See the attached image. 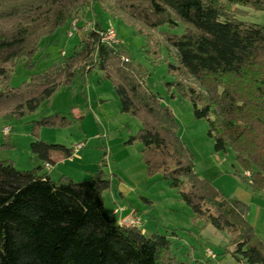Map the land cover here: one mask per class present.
I'll return each mask as SVG.
<instances>
[{
	"label": "trees",
	"instance_id": "obj_1",
	"mask_svg": "<svg viewBox=\"0 0 264 264\" xmlns=\"http://www.w3.org/2000/svg\"><path fill=\"white\" fill-rule=\"evenodd\" d=\"M96 6L114 18L126 13L164 36L172 51L167 70L175 77L167 89L191 102L196 118L208 123L215 151L233 149L252 188L264 192V22L248 20L250 12H264V0H0V115L24 117L61 87L102 72L121 112L140 121L128 144L140 142L148 173L161 174L197 219L228 234L238 261L264 264V243L247 220L248 207L196 173L173 111L159 93L128 81L117 45L102 40L101 21L60 61L11 87L21 60L28 69L36 66L44 38L67 29L77 9ZM155 43L157 51L147 53L160 58L164 44ZM71 123L60 113L34 121L31 151L41 163L33 169L0 160V264H186L167 234L147 236L140 226L113 223L103 200L112 182L102 169L88 181L54 180L44 171L43 164L54 166L75 149L41 141L39 130Z\"/></svg>",
	"mask_w": 264,
	"mask_h": 264
},
{
	"label": "rangeland",
	"instance_id": "obj_2",
	"mask_svg": "<svg viewBox=\"0 0 264 264\" xmlns=\"http://www.w3.org/2000/svg\"><path fill=\"white\" fill-rule=\"evenodd\" d=\"M75 13V20L71 22L78 23L75 36H68L70 24L67 29H59L53 36L44 38L33 60L36 66L28 69L25 67L28 62L21 60L12 75L11 87H21L32 74L60 61L69 50L84 41V36L97 21L103 23V30L112 27L119 41L118 53L128 67V81L142 92L151 90L162 96L163 103L173 111L180 138L194 155L196 173L210 181L227 198L240 200L248 207L247 220L264 243V193L255 191L249 184L233 149L215 151L208 123L205 119L196 118L191 102L167 89L166 84L174 81L175 77L167 70L166 60L172 61L169 58L172 51L168 52L164 36L149 30L126 13L118 12L114 18L100 6H96L94 11L77 9ZM248 20L263 23L264 12H250ZM158 39L164 44L160 58L147 53L149 49L157 51L155 42ZM154 58L160 60L155 62ZM57 113L65 115L72 123L63 128H43L39 130L38 139L75 149L76 157L80 153L84 158L83 162L75 161L73 165H55L49 172L54 180L65 175L76 181H88L102 169L112 182L111 188L104 192L103 200L114 224H120L130 212L136 211L142 222V232L147 236L156 232L167 234L173 241L174 254L186 264H250L240 262L232 255L234 247L229 244L228 234L195 217L191 208L182 201L178 189L172 188L161 174L152 176L148 173L140 142L128 144L130 137L138 133L140 121L121 112L112 82L103 78V73L98 70L86 80L76 79L73 85L61 87L50 102H43L31 114L21 118L1 114L0 160H13L18 170H31L38 166L41 162L31 151V143L35 140L33 123ZM6 127L9 128L8 134L4 132ZM81 143L84 144L83 150H77L76 146ZM92 167H96L95 171L89 175L86 171ZM87 174L88 178L85 177ZM121 208H126L127 212L113 215ZM210 249L215 252L216 259L207 255Z\"/></svg>",
	"mask_w": 264,
	"mask_h": 264
},
{
	"label": "built area",
	"instance_id": "obj_3",
	"mask_svg": "<svg viewBox=\"0 0 264 264\" xmlns=\"http://www.w3.org/2000/svg\"><path fill=\"white\" fill-rule=\"evenodd\" d=\"M77 28H78L77 27V24L76 23H73L72 26H71V30H70V33H69L68 36L69 37H74L75 34H76V32H77V30H78ZM101 37H102L103 42L106 43V44H108V45H110V46L119 44V41H118V39L116 37V31L112 27L107 28L105 31H102L101 32ZM126 61H128V60H126ZM4 132L6 134H8L9 133V128L6 127L4 129ZM83 147H84V144L81 143V144H78L76 146V149L77 150H80ZM48 166L49 165H47V167ZM245 176L250 180V183H252L251 182V179H250V177H251L250 173L247 172ZM118 211L119 210H115L113 212V214H117ZM126 225L141 226L142 225V222H141V219L139 217H133L132 219H127L126 220ZM207 255L210 258H212V259H216V257H217L216 254H215V252L213 250H211V249L208 250Z\"/></svg>",
	"mask_w": 264,
	"mask_h": 264
},
{
	"label": "crops",
	"instance_id": "obj_4",
	"mask_svg": "<svg viewBox=\"0 0 264 264\" xmlns=\"http://www.w3.org/2000/svg\"><path fill=\"white\" fill-rule=\"evenodd\" d=\"M81 150H83V149H81ZM77 152V151H76ZM77 154V153H76ZM75 156V157H74ZM77 158V159H76ZM83 158L84 157H81V154L80 153H78V155H77V157H76V155L74 154L71 158H67V159H61V160H59V162L57 163L58 165H64V166H67L69 163L71 164L72 163V165L73 164H75V161H79V162H83ZM74 162V163H73ZM56 164V165H57ZM44 165V171L46 172V173H48L49 175H50V171L54 168V166H46L45 164H43ZM96 167H92V168H89L90 169V171H92V172H88V171H86L87 173H89V175L91 174V173H94V169H95ZM246 173L247 172H245V175H246ZM61 177V176H60ZM85 177L86 178H88V174L87 175H85ZM245 178L248 180V182H249V184H250V180L245 176ZM206 179V178H205ZM251 185V184H250ZM264 193V192H263ZM127 212V209L126 208H121V209H119V211H118V213L117 214H113V215H115V216H118V215H123V214H125ZM133 217H140L138 214H137V212L136 211H133V212H130L129 213V215L127 216V218H125L121 223H120V225H126V220L127 219H132ZM141 227V226H140Z\"/></svg>",
	"mask_w": 264,
	"mask_h": 264
}]
</instances>
